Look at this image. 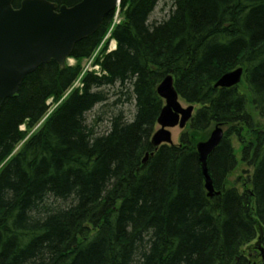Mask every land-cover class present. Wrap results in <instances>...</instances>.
Returning a JSON list of instances; mask_svg holds the SVG:
<instances>
[{"label": "trees", "instance_id": "1", "mask_svg": "<svg viewBox=\"0 0 264 264\" xmlns=\"http://www.w3.org/2000/svg\"><path fill=\"white\" fill-rule=\"evenodd\" d=\"M160 1L120 0L116 46L81 87L62 98L81 66L50 60L3 101L0 264H264L243 250L264 231V0H169L151 19ZM112 16L74 44L75 60L93 53ZM238 66V85L213 87ZM167 73L195 113L178 143L143 163ZM110 89L111 106L133 111L119 108L100 132L102 114H88L108 104ZM211 123L227 128L207 160L220 191L208 196L195 144ZM235 142L249 169L240 187L228 180Z\"/></svg>", "mask_w": 264, "mask_h": 264}, {"label": "water", "instance_id": "2", "mask_svg": "<svg viewBox=\"0 0 264 264\" xmlns=\"http://www.w3.org/2000/svg\"><path fill=\"white\" fill-rule=\"evenodd\" d=\"M120 0H79L71 5L52 0H0V107L16 94L24 76L40 64L54 60L64 67L74 44L94 33L105 16L111 14ZM243 74L242 66L224 72L213 87L237 85ZM173 76L167 73L156 85L164 100L150 137L156 149L162 143L172 144L170 127H183L192 117L193 106H182L174 87ZM224 136L221 123H216L205 140L196 143L198 160L207 194H218L209 173L207 160ZM153 151L150 152L152 154ZM147 155V153H146ZM145 156L142 160L144 163ZM264 260V249L259 247Z\"/></svg>", "mask_w": 264, "mask_h": 264}, {"label": "rangeland", "instance_id": "3", "mask_svg": "<svg viewBox=\"0 0 264 264\" xmlns=\"http://www.w3.org/2000/svg\"><path fill=\"white\" fill-rule=\"evenodd\" d=\"M164 1H166L165 5H164ZM169 0H161L157 7L155 8V10L153 11L152 15H151V19H159L161 16H165V14L167 13L168 9H169ZM121 20V13L120 11L117 9L114 14H113V18L111 19V24L110 25V28L113 26V24L119 22ZM111 37L109 36V33H106L105 36L103 37L101 43L96 47V49L94 50V52L92 53V55L88 58H82L81 60L77 61H73V59H70V63L73 65V64H77L79 63L81 68H82V72H85V71H88V70H98V61H99V58L101 57V55L106 52V50H108V48L110 47V45H112L111 43ZM68 61V62H69ZM79 78L74 82V84L72 85L71 88H77L79 87ZM117 87V86H116ZM116 87H114L116 89ZM114 89V90H115ZM110 98L108 99V104L104 105L103 107H101L100 105H97L96 107H94L88 114V119H91L93 116H96L97 114H102L104 120L101 121V125H96L97 127V130L99 129L100 132L103 131L102 129L107 126V123H106V118L108 116H110L112 113L116 112L119 108H122V107H126V110L127 111H133V106L129 103L127 104H123L122 103H118L116 106H111L110 105V102H112L114 100L115 97H118V95H115V96H112L111 95V89H110ZM63 97V96H62ZM180 103L181 105L183 106H186L188 105L189 103L185 102L184 100H182L180 98ZM50 107H49V112L51 111V109L55 106V103L53 102L52 98L50 99ZM191 104V103H190ZM193 105V108L195 110L196 108V105L195 103L192 104ZM106 113H103L104 111H106ZM48 112V113H49ZM257 116V115H256ZM256 119L260 122V124L262 126H264V117H260V116H257ZM213 124L214 123H211L210 126L201 134H197L196 132V140L199 141V140H204L208 137L211 129L213 128ZM39 125V124H37ZM36 125V126H37ZM24 129V125H21ZM157 124L155 125V128H157ZM187 124L184 125L183 127H178L177 125L176 126H173L171 128H169L170 132H171V138H172V142L173 143H178V139H179V135L181 133V131H183L184 129L187 128ZM223 128L224 130L227 128V126L223 125ZM36 129V127L34 128ZM33 130V129H32ZM32 132V131H31ZM234 149H235V156H236V165L233 167V169L230 171L229 175H228V180L230 183L234 184L235 186L237 187H240L242 182H243V179L245 178V176L247 175L249 169L248 167L245 165V163H243L241 160H240V155H239V144L238 143H234ZM258 235H261V236H264V231L261 230L260 233H258ZM244 249L246 252H252V256H254V258L256 260H259L261 259L260 258V254H259V250L256 246V238L254 240H252L249 244H247L246 246H244ZM254 254V255H253Z\"/></svg>", "mask_w": 264, "mask_h": 264}, {"label": "bare ground", "instance_id": "4", "mask_svg": "<svg viewBox=\"0 0 264 264\" xmlns=\"http://www.w3.org/2000/svg\"><path fill=\"white\" fill-rule=\"evenodd\" d=\"M263 237H264V236H263ZM262 239H264V238H262ZM243 250L245 251L244 247H243ZM245 253H247L248 255H252V252H246V251H245Z\"/></svg>", "mask_w": 264, "mask_h": 264}]
</instances>
